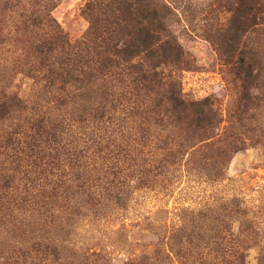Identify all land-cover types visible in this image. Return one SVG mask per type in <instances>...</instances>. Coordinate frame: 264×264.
<instances>
[{
	"label": "trees",
	"instance_id": "16d2710c",
	"mask_svg": "<svg viewBox=\"0 0 264 264\" xmlns=\"http://www.w3.org/2000/svg\"><path fill=\"white\" fill-rule=\"evenodd\" d=\"M57 3L3 5L22 33L37 31L32 55L8 67L37 93L20 95L0 66V264H248L253 248L264 264V232L222 185L235 155L264 147V58L249 42L264 32V0H229L230 17L209 36L237 86L226 111L185 99L191 63L163 0H88L89 28L74 42L52 16ZM194 178L211 187L203 203L139 222L153 239L129 244L123 263L105 249H66L82 217L109 219L138 190L170 193Z\"/></svg>",
	"mask_w": 264,
	"mask_h": 264
},
{
	"label": "rangeland",
	"instance_id": "374dc122",
	"mask_svg": "<svg viewBox=\"0 0 264 264\" xmlns=\"http://www.w3.org/2000/svg\"><path fill=\"white\" fill-rule=\"evenodd\" d=\"M6 0H0V66L6 77H15L13 89L25 98L32 100L37 93L35 80L13 72L15 61L32 55L33 40L36 30L20 31L17 11L3 7ZM88 0H58L52 16L61 25L71 41L83 37L89 28V22L83 13ZM171 7V15L167 19L170 30L177 36L185 50L190 69L182 73L183 95L187 100H202L210 97L224 111L236 98L237 86L231 83V76L209 36L215 35L219 28L230 17L229 0H163ZM20 10V9H18ZM23 22V21H22ZM33 32V33H32ZM251 44L261 45L264 58V32L256 29L250 33ZM7 58L9 63H3ZM21 70V68H18ZM5 70V71H2ZM11 72V74H10ZM228 180L222 185L244 199L251 211V217L264 232V147H252L235 155L228 169ZM219 188V187H218ZM200 180H183L171 188L170 193L157 190H138L135 192L127 210L114 211L109 219H97L93 216L82 217L69 232L65 247L80 252L87 249H105L111 256L123 263L128 256L129 244L136 239L145 241L153 239L152 235L141 228H146L149 216L159 220L176 219L178 208L183 206H199L212 190ZM169 194V195H167ZM170 209V214L160 213L162 209ZM141 223V228L138 226ZM125 238L119 230L122 224ZM142 235V236H141ZM63 234L58 233V237ZM126 239V240H125ZM260 251L253 248L249 251L248 264H258Z\"/></svg>",
	"mask_w": 264,
	"mask_h": 264
}]
</instances>
